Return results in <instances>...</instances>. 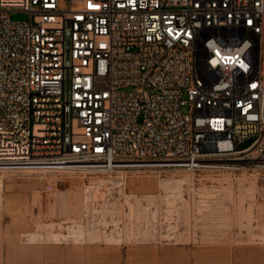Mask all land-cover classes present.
<instances>
[{"label":"built area","instance_id":"2783aa9c","mask_svg":"<svg viewBox=\"0 0 264 264\" xmlns=\"http://www.w3.org/2000/svg\"><path fill=\"white\" fill-rule=\"evenodd\" d=\"M213 158L264 172V0H0V169Z\"/></svg>","mask_w":264,"mask_h":264},{"label":"rangeland","instance_id":"374dc122","mask_svg":"<svg viewBox=\"0 0 264 264\" xmlns=\"http://www.w3.org/2000/svg\"><path fill=\"white\" fill-rule=\"evenodd\" d=\"M263 221L264 172L238 160L193 170L0 169V264H103L131 245L166 243L264 264Z\"/></svg>","mask_w":264,"mask_h":264},{"label":"crops","instance_id":"0c3cea01","mask_svg":"<svg viewBox=\"0 0 264 264\" xmlns=\"http://www.w3.org/2000/svg\"><path fill=\"white\" fill-rule=\"evenodd\" d=\"M102 259V258H101ZM102 262V260H100ZM103 264H235L227 252H210L166 243L131 245L129 253L120 257L105 254Z\"/></svg>","mask_w":264,"mask_h":264},{"label":"bare ground","instance_id":"6f19581e","mask_svg":"<svg viewBox=\"0 0 264 264\" xmlns=\"http://www.w3.org/2000/svg\"><path fill=\"white\" fill-rule=\"evenodd\" d=\"M177 182H181V181L177 180ZM121 184H122V183H121ZM167 184H168V183H167L165 180H160L158 185L162 186V187L165 189L166 187H168ZM137 196H138V195H135V194H126L127 200H128V198H131V197L134 198L135 200H138V199H137ZM205 201H206V200H205ZM172 202H174V201H172ZM186 204H187V202H186ZM172 205H174V204H172ZM186 209H187V208H186ZM115 225H116V224H115ZM261 225H262L261 241H262V243H263V245H264V221H263V223H262Z\"/></svg>","mask_w":264,"mask_h":264}]
</instances>
